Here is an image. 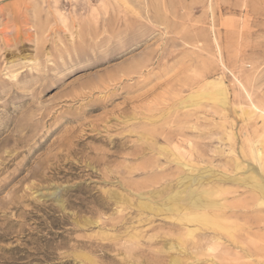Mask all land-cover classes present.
Returning a JSON list of instances; mask_svg holds the SVG:
<instances>
[{"label":"rangeland","instance_id":"374dc122","mask_svg":"<svg viewBox=\"0 0 264 264\" xmlns=\"http://www.w3.org/2000/svg\"><path fill=\"white\" fill-rule=\"evenodd\" d=\"M0 264H264V0H0Z\"/></svg>","mask_w":264,"mask_h":264},{"label":"bare ground","instance_id":"6f19581e","mask_svg":"<svg viewBox=\"0 0 264 264\" xmlns=\"http://www.w3.org/2000/svg\"><path fill=\"white\" fill-rule=\"evenodd\" d=\"M206 195H207V194H206ZM193 201H194V203H196V202L199 201V198H198V197H194V198H193Z\"/></svg>","mask_w":264,"mask_h":264}]
</instances>
